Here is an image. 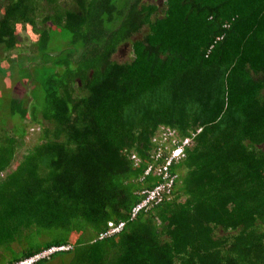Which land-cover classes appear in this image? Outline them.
<instances>
[{
	"label": "trees",
	"instance_id": "16d2710c",
	"mask_svg": "<svg viewBox=\"0 0 264 264\" xmlns=\"http://www.w3.org/2000/svg\"><path fill=\"white\" fill-rule=\"evenodd\" d=\"M0 57L6 264H264V0H0Z\"/></svg>",
	"mask_w": 264,
	"mask_h": 264
},
{
	"label": "built area",
	"instance_id": "2783aa9c",
	"mask_svg": "<svg viewBox=\"0 0 264 264\" xmlns=\"http://www.w3.org/2000/svg\"><path fill=\"white\" fill-rule=\"evenodd\" d=\"M170 135H173L170 134ZM190 138H186L182 141L181 144H178L176 141V147L174 148L172 152V156L166 161L165 165L162 166L161 169L158 170L160 174H163V179L165 180L164 183L157 185L153 189L149 190H143L140 195L142 196V199L137 203L136 206L133 207L131 218H136L140 213L147 212L150 209H152L155 205L160 204L163 202L165 198H169V196L172 193V188L175 183L177 176H171L169 172V167L175 158H179L184 153V147L189 145L191 143ZM133 159L139 161L136 156H132ZM152 167H149L146 171V174H149L152 172ZM124 228V223L115 224L113 222H110L108 224V228L104 231V233L101 235L100 239L112 237L118 233H120ZM72 249V246L70 245H60V246H53L48 249H45L44 251L35 254L29 258L23 259L19 261L16 264H37L40 261H44L49 259L50 257L58 254L67 252Z\"/></svg>",
	"mask_w": 264,
	"mask_h": 264
},
{
	"label": "rangeland",
	"instance_id": "374dc122",
	"mask_svg": "<svg viewBox=\"0 0 264 264\" xmlns=\"http://www.w3.org/2000/svg\"><path fill=\"white\" fill-rule=\"evenodd\" d=\"M27 37L29 38V36L26 34L22 35V39L26 40ZM54 46L58 48L63 47L62 42L59 40L55 41ZM8 55L9 54H7L6 57H8ZM3 56H5V54ZM2 59L3 58L0 57V67L2 68V70L0 69V98H4L1 97V94L4 92L6 87L8 88L10 86V89H14L16 91L20 89V85L18 84V81L15 80V76H17V72L15 70H12L9 65L8 68L4 67L2 64ZM12 62L13 64H19V63H15L14 61ZM3 104L8 105V100H3ZM0 108L2 107L0 106ZM48 240L52 241L53 238H51V236L48 233H46L43 234V237L40 240H35L34 244L40 245L44 241H48ZM78 244L76 247H78ZM16 246L18 248H0V264H6L7 259L12 258L16 252L19 253L32 249V248H23L20 244H16ZM76 257L77 255L75 253L73 254L62 253L55 255L53 259H51L52 258L51 257L47 260H44L43 264H74L75 260L78 258Z\"/></svg>",
	"mask_w": 264,
	"mask_h": 264
},
{
	"label": "clouds",
	"instance_id": "9594fccd",
	"mask_svg": "<svg viewBox=\"0 0 264 264\" xmlns=\"http://www.w3.org/2000/svg\"><path fill=\"white\" fill-rule=\"evenodd\" d=\"M111 222H113V223H115V224H117V225L120 224V223H124V227H125V225H126V223H125L124 221L119 222V223H116V222H114V221H111ZM109 223H110V222H109ZM109 223H108V224H109ZM107 228H108V225H107ZM123 229H124V228H123ZM122 231H123V230H122ZM122 231H121V232H122ZM121 232H120V233H121ZM118 234H119V233H118ZM116 235H117V234H116ZM116 235H114V236H116ZM112 237H113V236H112Z\"/></svg>",
	"mask_w": 264,
	"mask_h": 264
}]
</instances>
